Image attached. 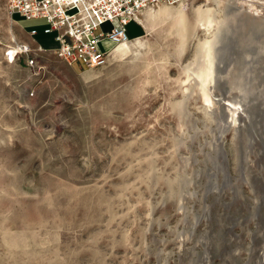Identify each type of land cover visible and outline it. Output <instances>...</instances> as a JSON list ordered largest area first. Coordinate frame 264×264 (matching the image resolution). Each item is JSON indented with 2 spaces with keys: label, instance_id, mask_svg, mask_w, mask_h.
<instances>
[{
  "label": "rangeland",
  "instance_id": "rangeland-1",
  "mask_svg": "<svg viewBox=\"0 0 264 264\" xmlns=\"http://www.w3.org/2000/svg\"><path fill=\"white\" fill-rule=\"evenodd\" d=\"M139 21L89 69L0 0V264H264V0Z\"/></svg>",
  "mask_w": 264,
  "mask_h": 264
},
{
  "label": "built area",
  "instance_id": "built-area-1",
  "mask_svg": "<svg viewBox=\"0 0 264 264\" xmlns=\"http://www.w3.org/2000/svg\"><path fill=\"white\" fill-rule=\"evenodd\" d=\"M190 0H8L11 13L27 19H46V32H56V53L68 64L93 69L107 65L114 46L130 38L127 25L140 23L143 10L158 6L187 5ZM111 23L109 31L102 25ZM32 36L38 34L30 30ZM40 49H44L42 45ZM34 58L29 60L33 65Z\"/></svg>",
  "mask_w": 264,
  "mask_h": 264
},
{
  "label": "bare ground",
  "instance_id": "bare-ground-1",
  "mask_svg": "<svg viewBox=\"0 0 264 264\" xmlns=\"http://www.w3.org/2000/svg\"><path fill=\"white\" fill-rule=\"evenodd\" d=\"M179 5L181 6V4H179ZM179 5H178V6H179ZM138 19H139V17H138ZM129 40H130V39H129ZM129 40H127V41H123V42L119 43L118 45L114 46V48H113V50H112L111 53L113 54V51L116 50L118 47L123 46V45H125V44H127L128 42L131 41V40H130V41H129Z\"/></svg>",
  "mask_w": 264,
  "mask_h": 264
},
{
  "label": "crops",
  "instance_id": "crops-1",
  "mask_svg": "<svg viewBox=\"0 0 264 264\" xmlns=\"http://www.w3.org/2000/svg\"><path fill=\"white\" fill-rule=\"evenodd\" d=\"M140 34H141V33H140ZM36 35H37V34H36ZM36 35H35V36H36ZM32 37L34 38V36H32ZM34 40H35V39H34ZM114 51H115V50H114ZM114 51H113V53H114Z\"/></svg>",
  "mask_w": 264,
  "mask_h": 264
}]
</instances>
